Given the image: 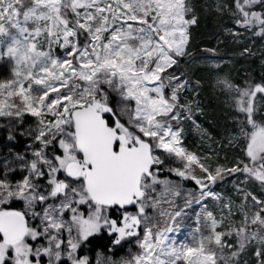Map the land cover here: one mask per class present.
Returning a JSON list of instances; mask_svg holds the SVG:
<instances>
[{
    "label": "snow or ice",
    "instance_id": "snow-or-ice-1",
    "mask_svg": "<svg viewBox=\"0 0 264 264\" xmlns=\"http://www.w3.org/2000/svg\"><path fill=\"white\" fill-rule=\"evenodd\" d=\"M0 70V264H264V0H0Z\"/></svg>",
    "mask_w": 264,
    "mask_h": 264
},
{
    "label": "trees",
    "instance_id": "trees-1",
    "mask_svg": "<svg viewBox=\"0 0 264 264\" xmlns=\"http://www.w3.org/2000/svg\"><path fill=\"white\" fill-rule=\"evenodd\" d=\"M220 23V18L216 16H202L201 17V26L200 28L193 33V42L194 45L199 46L200 44H213L214 41V33L217 24ZM224 53L228 51V49H223ZM206 104H214L215 102L212 100L211 96L208 95L206 100ZM214 111L212 108L207 109V115H214ZM219 139V137H216Z\"/></svg>",
    "mask_w": 264,
    "mask_h": 264
},
{
    "label": "rangeland",
    "instance_id": "rangeland-1",
    "mask_svg": "<svg viewBox=\"0 0 264 264\" xmlns=\"http://www.w3.org/2000/svg\"><path fill=\"white\" fill-rule=\"evenodd\" d=\"M218 33H219L220 35H223V30L220 28V23L217 24V26H216L215 33H214V37H215ZM213 39H214V38H213ZM193 43H194V42H193ZM199 46H216V45L213 43L212 45H210V44H203V45H201V44H200ZM220 47L223 48L222 45H220ZM256 49H257V50L260 49V44H259V43H257V45H256ZM228 51H229V49H228ZM228 51H226L225 53H227ZM0 71H2V70H0ZM206 98H207V96H206ZM216 139H217V138H216ZM199 145H200V141H199V140L197 139V137H195V136H192V137L189 139V141H188V146H189V148L192 149V150H198Z\"/></svg>",
    "mask_w": 264,
    "mask_h": 264
}]
</instances>
